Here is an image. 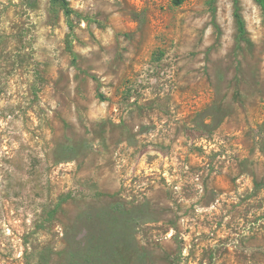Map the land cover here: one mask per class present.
<instances>
[{"label":"rangeland","instance_id":"rangeland-1","mask_svg":"<svg viewBox=\"0 0 264 264\" xmlns=\"http://www.w3.org/2000/svg\"><path fill=\"white\" fill-rule=\"evenodd\" d=\"M68 1L0 0V264H264L260 4Z\"/></svg>","mask_w":264,"mask_h":264},{"label":"trees","instance_id":"trees-1","mask_svg":"<svg viewBox=\"0 0 264 264\" xmlns=\"http://www.w3.org/2000/svg\"><path fill=\"white\" fill-rule=\"evenodd\" d=\"M185 1L186 0H171L172 4L174 6H180ZM256 1L260 4L262 9L264 10V0H256ZM52 2L60 5L64 9V11H65V13L67 15H70L72 13V11H73L72 8L69 5V1L68 0H52ZM239 26H240L241 29H243V27H244V23H243L241 18H239Z\"/></svg>","mask_w":264,"mask_h":264}]
</instances>
